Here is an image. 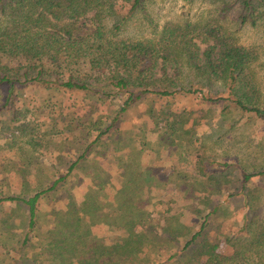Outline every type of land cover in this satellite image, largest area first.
Returning a JSON list of instances; mask_svg holds the SVG:
<instances>
[{"label":"rangeland","instance_id":"374dc122","mask_svg":"<svg viewBox=\"0 0 264 264\" xmlns=\"http://www.w3.org/2000/svg\"><path fill=\"white\" fill-rule=\"evenodd\" d=\"M126 1L130 0H119L118 8ZM260 4L253 19L243 23L242 0H146L125 22L120 38L158 40L171 26L217 23L253 52L255 60L248 70L258 90L256 106L264 108V0ZM205 48L202 44V51ZM184 61L168 72L178 74L183 86L202 92L148 95L119 119L126 99L122 94L100 98L47 85L19 89L18 121H11L12 115L0 108L2 195L30 196L47 188L118 119L103 137L106 145L95 146V153L59 192L42 197L32 231L24 205H0V264H53L43 243H48L54 227V211L66 208L68 192L81 208L93 194L101 220L93 227L95 234L109 244L123 240L126 229L111 221L118 216V206L113 205L117 192L129 178L122 179V166L145 181L137 195L130 196L147 212L144 224L136 227L141 236H148L142 264H264V176L252 178L239 194L244 173L264 170V121L231 101H209L219 95L231 97L230 85L219 79L203 82ZM3 99L1 87V105ZM14 136L16 145L4 147ZM103 182L109 188L100 191ZM218 204L220 213L210 216L204 236L183 251L209 207ZM176 251L181 253L167 262Z\"/></svg>","mask_w":264,"mask_h":264},{"label":"trees","instance_id":"16d2710c","mask_svg":"<svg viewBox=\"0 0 264 264\" xmlns=\"http://www.w3.org/2000/svg\"><path fill=\"white\" fill-rule=\"evenodd\" d=\"M118 1L0 0V86L4 88L0 108L12 115L11 121L20 119L16 112L19 89L31 85L54 86L51 88L100 98L122 94L126 99L116 116L118 119L148 95L167 97L177 92H202L199 88L183 86L178 74L168 72L167 69L178 70L183 59L198 71L203 82L211 83L219 79L225 86L230 85L233 92L231 97L219 95L208 98L209 101H231L264 121V108L256 106L258 90L248 70L255 60L251 50L238 44L217 23L171 26L158 40L121 39L123 25L146 0L126 1L122 9L118 8ZM260 6V0H242V7L246 10L242 22L251 17L253 19ZM202 44H206L203 51ZM157 67L161 68V72L155 71ZM99 82L102 85H97ZM118 119L112 120L67 169L57 174L47 188L30 196L0 193V205H24L29 213V231H32L38 223L37 213L42 197L49 192H59L78 167L89 159L88 156L95 153L94 147L106 145L107 138L103 137L110 133ZM21 130L23 134L25 131L23 128ZM17 137L8 139L4 147L13 148ZM0 148L3 147L0 145ZM119 171L122 179L129 178L117 192L113 205L118 206V216H113L114 220L111 221L126 229V237L111 244L103 241L93 230L101 221L100 214L96 212L100 208L94 207L95 196L90 195L87 207L81 208L73 193L68 192L66 208L54 211V227L49 230L48 243H43L53 264L143 263L142 254L148 245V236H141L136 227L144 224L147 212L143 209L144 205L135 204V199L130 196L135 197L145 181L141 176L129 175V170L123 169V166ZM257 176H264V170L244 173L239 194ZM99 187L102 191L109 188V183H99ZM212 190L218 192L215 186ZM209 208L210 212L199 229L184 243L183 251L190 249L204 236L208 219L219 215L221 205ZM169 238L175 239L174 236ZM203 250L202 254H206V250ZM233 252L239 255L238 251ZM180 253H171L166 261L176 259Z\"/></svg>","mask_w":264,"mask_h":264},{"label":"crops","instance_id":"0c3cea01","mask_svg":"<svg viewBox=\"0 0 264 264\" xmlns=\"http://www.w3.org/2000/svg\"><path fill=\"white\" fill-rule=\"evenodd\" d=\"M95 233V232H94Z\"/></svg>","mask_w":264,"mask_h":264}]
</instances>
